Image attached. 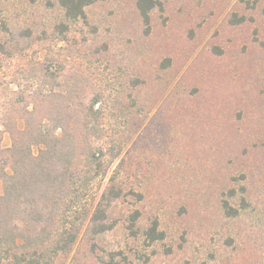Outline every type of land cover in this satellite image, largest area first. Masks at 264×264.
<instances>
[{"label":"rangeland","instance_id":"rangeland-1","mask_svg":"<svg viewBox=\"0 0 264 264\" xmlns=\"http://www.w3.org/2000/svg\"><path fill=\"white\" fill-rule=\"evenodd\" d=\"M137 1L71 21L56 0H0V148L28 112L84 143L96 97L102 137L88 141L126 140L86 196L93 209L124 159L115 227L91 237L86 221L55 264H264V0H158L148 33ZM154 220L165 238L150 244Z\"/></svg>","mask_w":264,"mask_h":264},{"label":"trees","instance_id":"trees-1","mask_svg":"<svg viewBox=\"0 0 264 264\" xmlns=\"http://www.w3.org/2000/svg\"><path fill=\"white\" fill-rule=\"evenodd\" d=\"M46 1L53 3V0ZM56 1L66 18L76 21L85 19L86 8L102 0ZM158 6H161L158 0L137 1L147 33L151 28V12ZM101 101V97L94 98L86 109L84 143L68 132L63 124L65 119H50L46 128L43 121L37 122L34 112H28L31 117L25 118L24 130L9 128L13 144L4 150L0 148V179L3 181L0 264H55L61 256L71 252L86 221L91 237L115 227V222L110 223V210L124 193L117 183L124 159L114 168L93 209L86 199L92 182L105 180L126 141L123 135L107 147L103 144L95 146L88 141L89 137H102L103 117L101 111L95 109ZM34 147L38 148V153L34 152ZM7 168L12 173L7 172ZM225 207L229 206L226 204ZM231 209L229 213L234 215ZM140 218L138 210L129 217L130 228L135 234L138 232L134 230L135 225ZM144 235L150 244L165 238L157 220ZM116 256L113 252L111 259Z\"/></svg>","mask_w":264,"mask_h":264}]
</instances>
